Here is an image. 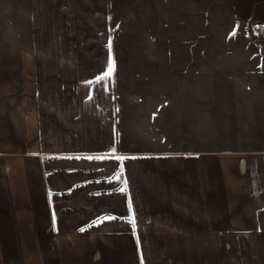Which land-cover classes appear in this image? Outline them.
Instances as JSON below:
<instances>
[{
  "label": "crops",
  "instance_id": "crops-1",
  "mask_svg": "<svg viewBox=\"0 0 264 264\" xmlns=\"http://www.w3.org/2000/svg\"><path fill=\"white\" fill-rule=\"evenodd\" d=\"M107 1L26 0L0 29V264H264V86L260 112L197 87L204 144L124 147ZM228 6L264 29V0Z\"/></svg>",
  "mask_w": 264,
  "mask_h": 264
},
{
  "label": "rangeland",
  "instance_id": "rangeland-1",
  "mask_svg": "<svg viewBox=\"0 0 264 264\" xmlns=\"http://www.w3.org/2000/svg\"><path fill=\"white\" fill-rule=\"evenodd\" d=\"M22 2L26 6V0H0L1 30L20 21ZM106 4L110 11L119 7V20L124 18L117 37L122 40L118 48L125 72L113 79L114 85L124 87V147H192L202 138L206 143L204 136L213 135L211 120L206 121L205 135L200 128L197 134L190 130L197 129L190 110L196 106L197 87L217 103L224 95H252L253 108L260 112L263 95L256 92L264 86V34L233 17L228 0H108ZM228 86L229 94L221 93ZM244 86H253V94H246Z\"/></svg>",
  "mask_w": 264,
  "mask_h": 264
},
{
  "label": "built area",
  "instance_id": "built-area-1",
  "mask_svg": "<svg viewBox=\"0 0 264 264\" xmlns=\"http://www.w3.org/2000/svg\"><path fill=\"white\" fill-rule=\"evenodd\" d=\"M251 28L254 32H256L258 35H263L264 34V29L258 24V23H253L251 25Z\"/></svg>",
  "mask_w": 264,
  "mask_h": 264
},
{
  "label": "snow or ice",
  "instance_id": "snow-or-ice-1",
  "mask_svg": "<svg viewBox=\"0 0 264 264\" xmlns=\"http://www.w3.org/2000/svg\"><path fill=\"white\" fill-rule=\"evenodd\" d=\"M110 46V45H109ZM111 69H112V64L111 63H109V71L108 72H106L104 75H105V77L106 76H109V75H111ZM97 80H98V82L101 80V78H97ZM120 191H125V189H120ZM129 207H131V205H129ZM132 223H133V227H135V224H134V221H132Z\"/></svg>",
  "mask_w": 264,
  "mask_h": 264
}]
</instances>
